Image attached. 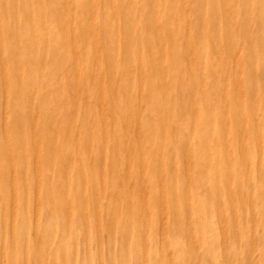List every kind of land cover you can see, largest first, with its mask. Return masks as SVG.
I'll return each instance as SVG.
<instances>
[{
  "label": "bare ground",
  "instance_id": "bare-ground-1",
  "mask_svg": "<svg viewBox=\"0 0 264 264\" xmlns=\"http://www.w3.org/2000/svg\"><path fill=\"white\" fill-rule=\"evenodd\" d=\"M9 2H11L12 7H7ZM216 6L217 9L221 6L222 10H217ZM206 8L207 10H205ZM18 10L22 11L23 14L20 15ZM208 15H210L211 26L206 24L205 18ZM256 15L260 18L254 22V16ZM20 16H23L24 23L19 28H17L18 26L16 27L20 30L15 38L22 43L18 42L16 46H13L10 42L16 28L12 25L13 22L16 24L19 22ZM11 21H13L12 24ZM192 21L193 25H196L194 30L190 29ZM182 27L185 32L186 30L188 31L185 38L180 31ZM199 33L200 35L202 34L205 42L210 45L209 50L211 53L215 54L214 48L217 50L216 54L217 52L219 53V57H217L218 64H220L218 72H223L221 73L223 75L220 73H217L216 76L210 75L212 84L215 82L217 86L222 87L221 90H225L226 86L231 83L227 74L229 65L225 64L228 59L221 56L222 54L225 56L229 54L230 60L232 59L231 57H235L234 61L230 62H234L233 71L240 76L233 78L235 80L233 84L236 85L238 92L234 100L231 101V105L235 109H231L228 104L224 103L226 97L222 98L224 100L221 104L219 103L220 100L216 102L214 99L216 92L213 90L216 85L214 87L211 85L212 90L209 92L208 98L214 100L215 104L210 102V104L205 106L209 109L208 112H211L212 109L213 111L218 110L220 107L226 119L225 117L222 118L224 115L221 117L222 119H217V116L212 112L211 114L205 113L204 118L207 116L210 121L209 125L222 127L220 128L222 131L223 128L232 126L231 129L236 130V136L240 138V145L242 144L244 147V135L247 133L248 118L253 116V120L255 119L253 121L255 122V124L253 123L254 129L256 128L254 136L258 138L259 125L256 119L259 118L258 109H254H256L255 106L257 105V108L260 107V109L264 110V95L258 93L260 86L255 87L257 84L264 86V2L259 0H235L233 2L230 0H0V103H4L3 107L0 108V118L4 120H1V122L3 121V130L1 127L0 131V177L4 178V173L10 171V180H13L10 181V186L15 188H13V197H15V200L18 198L24 206L23 212H19L21 217L22 215L26 216V212L29 210L26 198L28 192L25 193L24 190L27 191V189L24 188L35 184L33 194L37 193V191L39 192L40 188H37L36 182L44 178L50 179L51 160L49 161V159H52L54 154H57L61 155L60 157L58 156L59 161L56 162L58 166L57 174H52L51 176H55V186L46 192L47 200L55 201L62 206L67 222L71 221L70 217L77 212L84 221L82 223L84 230L88 231L85 227L89 224V219L86 218L85 213L83 214L82 211L92 198L101 196L98 191L94 192L101 188L104 193L103 200L105 205L103 207L101 205L98 207L97 205L98 208L97 210L95 209L94 215L95 219L91 226L95 225L99 238L102 234L100 232L101 226L109 233L112 232L111 229L107 228V215H102L103 213H108V205L111 207L112 199L107 197L106 190L113 194H118L117 199H119L121 194L119 186L123 185L129 188L130 185L134 184L139 187V190L143 189L142 194H145L144 183L146 182V177L150 176L146 171L147 160L149 156H154L152 158L156 160L155 164L162 162L163 152L165 151V146L161 144L162 140H168L170 150L166 153L169 156V161L175 164L174 156L176 152L181 151L189 140L194 137V127L203 129V122L200 121V116L197 113L198 108H196L197 105L194 102L197 96L195 90L197 86L195 87L194 80L193 83L186 85L183 75L179 76V74H173L168 70L170 77L175 78L181 85V90L179 91L182 92L178 99L180 104L184 103V96H186L192 102V108L188 109L186 113L184 112L183 117L187 118L186 122L188 125L185 130L180 132L181 142H179L175 131L171 133L168 130V133H166V127L163 126L164 123L163 125L161 124V134L163 136L160 135L158 137V135H155L156 127L163 120L159 117L168 111V108H166L168 104H165L168 95L157 89V85L166 81V66L168 65L166 61L170 59L171 62L180 65L181 58H184L183 53H185L189 56V61L187 62H189V69L192 70H190V74L193 73L194 60L197 58L202 61L201 56L198 55L199 52L186 50L185 43L191 42L190 44L193 48L195 46L197 48V44L200 41ZM169 40L175 42L178 49H174L172 52L168 51L167 42ZM245 42L247 44L244 46ZM191 45L188 44L189 47ZM241 46L247 47V52H245V49L242 50ZM147 51H153L155 57H148ZM5 53L9 54L8 57ZM244 56L246 62L249 63V66H246L247 68L243 66L246 62L241 64V59ZM212 67L214 68V66ZM43 68H47L48 76L45 79H39L44 72ZM245 71H247L248 78L244 81L241 78V74H244ZM258 71H261V73L257 75ZM218 77H224L219 85L216 83V81L220 80ZM203 78L205 79V77ZM247 79L248 83H246ZM146 82L156 89L159 96L161 94L160 97L156 94V96L150 94L148 98L153 102L148 101L145 103L148 95ZM251 84L253 85L252 88H250ZM46 85H52L55 88L50 98H46L44 93L43 86L46 87ZM42 90L43 94L40 96ZM187 91L188 95L185 93ZM89 95L94 97V102L91 105L81 101ZM245 95L251 97L254 103V106L252 105L254 111L252 110L253 113L250 115L249 109L243 106V97ZM50 101L51 103H49ZM157 102L160 105L163 103L164 106L158 108ZM62 110L65 116L63 119H59L58 116L62 113L60 112ZM170 112H172L171 109ZM166 114L169 116L168 112ZM7 115H10L11 118L6 120ZM110 119L113 121L111 124H109ZM38 120L47 124V131L40 127L36 128L35 123ZM125 123L128 126L123 125ZM140 125L145 134L152 138L151 140H149V137L144 138V141L150 142L151 145H148L149 143H141L142 141L139 140V142L129 141L122 134H120L123 136L121 138L115 137V134H119L124 128L128 127L127 131L130 133V129L134 130V127L138 129ZM25 126L27 129H25ZM142 129L140 128L143 133ZM210 129L212 130V128ZM223 132L226 134L225 129ZM130 134L132 136L135 133L132 132ZM200 137L202 144L208 145L206 142L207 137L202 133H200ZM223 139H227L225 140V145H223L226 147L227 160H230L229 157L232 154V143L230 141L232 137L230 133L227 132ZM43 142L48 144L49 147L42 154L40 145ZM147 146L151 147L154 154L148 155L149 147ZM201 149L203 148L201 147ZM135 153L140 157L138 156L133 161L125 163L126 157ZM193 155L190 157L193 158ZM17 156L19 157L17 158ZM128 158L130 159L131 157ZM143 158L144 161H140ZM106 160L111 163L112 171L105 169L104 161ZM23 161L24 163H27V161L32 163L34 169L30 173L20 172L17 175L18 171L16 168H22ZM188 162L190 161L188 160ZM76 163L78 167L73 169V165ZM95 164H97V169L101 174L100 178L94 173ZM137 164L140 168L136 167ZM241 164H243L241 166H244V162ZM189 167H191L190 164ZM161 169L158 170L161 171ZM227 169L228 171L231 170L230 167ZM170 170L173 173L178 171L175 165L171 166ZM113 171L119 175L121 182H116V178L109 174ZM46 174L47 176H45ZM18 176L23 182L20 188L23 190L16 186ZM208 176L207 172L203 173L204 180L209 178ZM163 177L165 179L166 176L164 175ZM258 177L260 178V176ZM239 180L241 181L240 178ZM4 181L6 182L4 185L0 181V193L6 197L5 190L9 180L4 178ZM182 182L184 186L187 184L193 185V180L191 179L185 181L182 179ZM166 185L167 182L164 181V185L161 186L159 184V189L157 188L160 191L158 198L162 199V204L165 205H167L166 196L163 191H167ZM215 189L217 190V188ZM202 191L203 193H209L205 189H202ZM76 192L79 194L76 196L79 202L78 208L73 206V202L70 199V196ZM185 199L189 200L187 197ZM171 200L170 204L176 200L174 193ZM132 201L133 199L128 202L132 203ZM118 209H114V211H121V208ZM161 231L162 235H164L165 229ZM85 235H88V233L85 232ZM75 237L77 238V234ZM188 238L190 240L189 236L186 239ZM71 244H74L73 241ZM97 245L100 246L99 243ZM68 247L67 251H69ZM62 251L65 250L62 249ZM134 255L136 259H139L137 252ZM69 260L71 261V259ZM98 260H100V257ZM145 263L144 261L143 263L140 262V264Z\"/></svg>",
  "mask_w": 264,
  "mask_h": 264
},
{
  "label": "rangeland",
  "instance_id": "rangeland-1",
  "mask_svg": "<svg viewBox=\"0 0 264 264\" xmlns=\"http://www.w3.org/2000/svg\"><path fill=\"white\" fill-rule=\"evenodd\" d=\"M230 1L233 2L235 0H230ZM259 1L264 2V0H259ZM9 6L12 7L11 2L8 3L7 7ZM205 10H207V8ZM217 10L221 11L222 7L219 6V9ZM18 12L20 13V15L23 14V12L22 11L20 12V10H18ZM209 16L210 15L206 16L205 18L207 26L212 25L209 20ZM259 18L260 17L258 15L254 16V22L256 20H259ZM13 21H11V24ZM23 23H24L23 16H20L19 22L17 24L13 22L12 26L15 28L18 26L17 28H19L20 26H22ZM191 25L192 27L190 29L194 30L195 29L194 26L196 25L195 24L193 25V21ZM38 27L41 28L40 26ZM17 28L15 29V33L10 42V44H12L13 46H16L18 42L22 43L21 41H18L15 38L17 32L20 30V29L18 30ZM180 31L185 38V35H187L186 33H188V31L186 30L185 32V29L183 27L180 28ZM198 37L200 41L197 44V48L196 46L193 48V46L190 44L191 42L185 43L186 50L192 52L193 51L199 52L198 55L201 56L202 61H199L197 58L194 60L193 63L194 72L190 74L191 69H189L188 67L189 62H187L189 61L188 60L189 56L183 53L184 58H181L180 65L175 64V62H171L170 59L166 61V63H168V65L166 66V75H167L166 81L163 83L159 82L161 84L160 85L158 83L160 86L157 85V89H159L163 94L166 93V95H168L167 100H165V104H168L166 108H168L167 112L169 116H167L166 114L167 112H165L163 116L159 117L162 118L164 121L161 120L159 122V125L156 127L155 135H158V137H160V135L163 136L161 134V124L163 125L164 123L163 126L166 127L165 130L166 133H168V130L171 133H174L175 131V134L177 135L179 142H181L180 141L181 136H179L181 135L180 132L185 130L188 125L186 122L187 118L185 119L183 117L184 112L186 113L188 109L190 110L192 108L191 107L192 102H190V99H187V97L184 96L185 104L184 103L180 104L178 99L182 92L179 91L181 90V85L175 78L174 79L171 78L168 73L170 71L173 74L176 75L179 74V76L183 75L186 85L191 84V82L193 83L194 80L195 87L197 86L195 88L197 96L195 97L194 102L197 105L196 108H198L197 113L200 116V121L203 122L202 123L203 129L194 127L193 129L194 137L189 140L188 144L185 145V147H183L181 151H179L178 153L176 152V155L174 156L175 164L169 161L170 159L166 152L170 150V145L168 144V140L164 139L161 142L162 146H165L162 162H158L155 164L156 160L152 158L154 156L152 157L149 156V159L147 160L146 171L150 176L147 175L148 177H146V182L144 183V187L146 189L144 193L146 195L142 194L143 189L139 190V187L134 184L130 185L129 188L128 186L124 187L123 185H120L121 187L119 186V188H121L120 190L121 194L119 196V199H117L118 194H113L109 190H106L107 197L108 198L110 197L112 199L111 207L110 205H108L107 206L108 213L107 214L103 213L102 215L104 216L107 215L108 218L107 228L111 229L112 232L109 233L107 230H105L104 227L101 226L100 232H102V234L100 235V238H99V234L97 233L98 231L95 228V225L93 224L91 226V224L95 219L94 215L97 208L100 205L102 207L105 205L103 200L104 193L101 188L94 191V192L98 191L99 194L101 195L100 197L97 198L95 197L96 200L99 199L97 200L98 203L95 200V198H92L89 204L84 206L85 209H83L82 211L83 214L85 213L86 218L89 219V224L87 225V227H85L88 231L84 230L82 224L84 221L77 212L70 217L71 221L69 220V222H67V218L64 214V210L62 206L59 203H56L55 201L53 202L51 200L48 201L47 196H45L46 192L50 191L51 187L55 186V182H54L55 176L53 177L51 176L52 174L53 175L57 174L58 166L56 162L59 161L58 156L60 157L61 155L54 154L53 158L49 159V161L51 160L50 161L51 168L49 169L50 179L44 178L41 179L39 182H36L37 188H40L39 192L37 191V193L33 194L35 184L31 185L30 187L28 185L27 187L24 188L27 189V191L24 190V192L25 193L28 192L26 198H27L29 210L26 212V216L22 215L21 217L19 214V212L21 211L23 212L24 206L19 201L18 198L15 200V197H13V192L15 188L14 186H10V181H13L12 179L10 180L11 178L10 171L4 173V178H7L9 181L7 182L6 185L7 189L6 190L4 189L6 193L4 194L6 195V197H4L0 193V264H64V263L65 264H100V263L101 264H137L139 260L141 261H139L138 264H140V262L143 263V261L144 263L146 262L145 264H160V263L161 264H264V203H263L264 202V176H263L264 175V110L260 109V107L257 108V105L255 106L256 109H254L253 107L254 103L252 102V98L248 97V95H245V97H243L244 98L243 106L249 109V112H251L249 113V115L252 114L254 110L258 109L257 112L259 118L256 119L259 125L258 138L260 139L259 140L254 136L255 134L254 130H256V128L254 129L253 125L255 124V122L253 121H255V119L253 120V116H252L248 118L249 121L247 123V129H246L247 133H245L244 135L245 137L244 147L242 146V144L240 145L241 142L240 138L236 136L235 133L236 130L231 129L232 126H230V128L229 127L223 128V131L224 129L226 131L225 134V132L220 130V128L222 127L219 128L218 126L213 127L209 125L210 121L209 119H207V116L204 118L205 113L211 114L212 112L217 116L216 117L217 119L218 118L222 119L225 117L224 112L220 109V107L218 110L213 111L212 109L211 112H208L209 109H207V107L205 106L210 104V102L211 104L212 103L215 104L214 100L208 98V94L212 90L210 86L213 85L214 87L216 85L215 82H213L212 84L211 78L209 76L210 75L216 76L217 73L218 74L220 73V71L218 72V67L220 64H218V58H217L219 57V53L217 52L216 54L217 50L214 48L215 54H212L211 51L209 50L210 45L205 42L202 34L200 35L199 33ZM247 42L244 43V46L247 44ZM188 44L191 46L189 47ZM244 46L243 47L241 46L243 48L242 50L245 49V52H247L246 51L247 47ZM167 49L168 51L172 52L174 49H178V46L176 45L175 42L169 40L167 42ZM5 55L8 57L9 54L5 53ZM147 56L148 57L154 56V52L147 51ZM221 56L227 57L228 59L227 63H229L230 61H234L235 59V57H231L232 59L230 60L229 54L227 56L222 54ZM241 62H242L241 64H245L246 62L245 56L241 59ZM227 63L225 61V64L229 65L228 66L229 70H227V74L230 77L229 79L231 83H229L226 86L225 90L224 89L221 90L222 87L216 85L213 88V90L216 92V97L214 99L216 100V102L220 100L219 103L221 104V102L224 100V99L222 100V98L226 97L224 103L228 104L229 107H231V109L232 108L235 109V107H232L231 101L234 100V97L238 93L236 85L233 84V82L235 81L234 79L236 78V76H238V74H235L233 71L232 66L234 62L233 63L230 62L229 64ZM200 65L203 67H201ZM177 66L180 70L181 69L183 70L180 71L177 68ZM212 66H214V68ZM243 66L244 68L246 66L248 67L249 63L246 62V64ZM43 69L44 72L43 74L40 75L41 77L39 79H45L48 76L47 68H43ZM260 73L261 71H258L257 75ZM203 77H205V79ZM222 78L216 81L218 85L219 83L222 82L221 80ZM241 78H243L244 81L246 80V78H248L247 71H245L244 74H241ZM177 82L179 83V86ZM246 83H248V79ZM146 85H148L147 86L148 95L146 96L145 103L148 101L153 102L150 98H148L150 94L151 95L156 94L158 97L161 96V94L159 96L156 92V89L152 88L147 82ZM256 86H260L258 88V93L264 95V86L258 84L255 85V87ZM216 87L218 88L216 89ZM252 87L253 85L251 84L250 88ZM43 88L45 90L44 93L46 95V98H50L55 88L52 85L51 86L46 85V87L43 86ZM202 88L204 89V91ZM185 93L188 95V91ZM41 94H43V90L40 93V96H42ZM37 95L39 96V94ZM93 98H94L93 95H89L87 98L81 101H84L86 103H89V105H91L94 102ZM51 101L49 103H51ZM191 101H192V96H191ZM3 104H4L3 102L0 103V108L3 107ZM161 104L162 105H160L157 102L158 108L164 106L163 103ZM141 108H143V106H141ZM170 109L172 112H170ZM60 112L62 113L59 114L58 118L63 119L65 116L64 111L62 110ZM10 118H11L10 115L9 116L7 115L5 119L7 120ZM1 120L3 119L0 118V131H1V127L3 130L2 123L4 121L3 120L1 122ZM112 122L113 121H111L110 119L109 124H111ZM35 124H36V128L40 127L46 129L47 124L44 121L38 120L36 121ZM123 125L128 126V124L126 123ZM127 128H124L125 130L123 129L124 131L122 130L119 134L117 135L115 134V137L121 138L124 136L128 138L129 141H133V142L142 141L141 143L144 142V143H149L148 145H151L150 142L144 141V138L145 137L148 138L149 135L145 134L141 125L139 126L138 129H135L136 127H134L135 131L130 129V133L132 132L135 133L132 136L127 131ZM140 128L143 130V133L140 130ZM210 128H212V130ZM25 129H27L26 126ZM47 129L45 131H47ZM125 132L127 133L126 135ZM227 132H229L232 137V139L230 140L232 143V154L229 157L230 160H227L228 157L225 154L226 147L224 145L226 143L225 140L227 139H223L225 138V135H227ZM200 133H202L207 137L206 142L208 143V145L202 144ZM120 134H122L123 136ZM151 139L152 138L149 137V140ZM40 147H41V152L43 154L44 150L48 148L49 145L43 142L40 145ZM147 147H149L148 155L154 154V151L151 150V147L150 146ZM201 147L205 150L202 151L203 149H201ZM192 155L193 158L190 157ZM138 156L139 155H136V153L133 155L130 154L128 157H131L132 159L126 157L125 163H129L131 162V160L133 161L134 158H137ZM18 157L19 156H17V158ZM144 158L141 159L140 161L143 162ZM150 159H152V161H150ZM188 160L190 162H188ZM242 161L244 162V166H241L243 165L241 164L243 163ZM259 161L260 163H258ZM159 163L160 165L158 166ZM189 164L191 165V167H189ZM32 165H33L32 163L27 161V163L23 164L22 168H16L18 171L17 175L20 172L30 173L34 169ZM173 165H175L176 169L178 170L175 173H173L170 170L171 166ZM77 167H78L77 163L73 165V169ZM104 167L106 170L112 171V165L108 160L104 161ZM136 167L140 168L138 164L136 165ZM156 167L158 169L162 168L161 171H159ZM228 167H230L231 169L230 171H228L227 169ZM204 172H207L209 175L208 176L209 178L205 180L203 178ZM228 172L230 173L228 174ZM72 173L74 174V172ZM94 173L100 178L101 174L97 169V164H95L94 166ZM109 174L116 178L117 180L116 182H121V180L119 179L120 178L119 175L116 174L114 171L110 172ZM164 175L166 176L165 179H163ZM45 176H47V174ZM258 176H260V178ZM4 178L0 177V181H2L1 182L2 185L6 184ZM239 178L241 179V181L239 180ZM182 179H184V181L190 179L193 180L192 182L193 185L187 184L188 186L187 185L184 186ZM164 181L167 182L166 185L167 191L166 192L163 191V194L166 196L165 201L167 205L162 204V199L158 198V194L160 193V191L157 190V188L159 187V184L163 186ZM22 185L23 182L21 178L18 176L16 186L19 187L20 189ZM215 188H217V190ZM202 189L203 190L205 189V191H208L209 193L208 194L206 192L203 193ZM129 192H131V194H129ZM173 193L176 198L175 200L176 203L173 202L171 203L172 204L171 205L170 202H172L171 199L173 197ZM73 194L74 195L70 196V199L73 202L72 203L73 206L78 208L79 202L77 201L76 196H78L79 194L77 192ZM186 194L187 196H185ZM209 196L211 197L208 198ZM185 197H187L189 200L185 199ZM131 199H133L132 203L128 202L131 201ZM118 205H119V209L121 208V211H116V210L114 211V209H118ZM175 210L177 213L175 212ZM48 217L49 219L47 220ZM20 218H22L23 220ZM113 218L115 219L113 220ZM34 220L36 221V224ZM111 226H113L112 227L113 229L111 228ZM162 229L163 230L165 229L164 235H162V231H161ZM85 232H87L88 235H85ZM74 234L75 236L77 234V238L73 236ZM110 234L113 236H111ZM188 236L190 237V240L189 238L186 239ZM73 239H76L77 241ZM72 241L74 244H71ZM75 242H76V246H75ZM98 243L100 244V246L97 245ZM61 246L64 247L62 248ZM67 247L69 248V251H67L68 250ZM62 249L65 251H62ZM136 252L138 254L137 257L139 259H136L134 255V253L136 254ZM68 255L70 256V258ZM99 257L100 260H98ZM165 258H167V260H165ZM69 259H71V261Z\"/></svg>",
  "mask_w": 264,
  "mask_h": 264
}]
</instances>
